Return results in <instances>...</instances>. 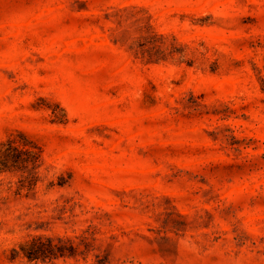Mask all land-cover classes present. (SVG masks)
Masks as SVG:
<instances>
[{
    "label": "rangeland",
    "instance_id": "1",
    "mask_svg": "<svg viewBox=\"0 0 264 264\" xmlns=\"http://www.w3.org/2000/svg\"><path fill=\"white\" fill-rule=\"evenodd\" d=\"M9 139L0 264H264V0H0Z\"/></svg>",
    "mask_w": 264,
    "mask_h": 264
},
{
    "label": "trees",
    "instance_id": "2",
    "mask_svg": "<svg viewBox=\"0 0 264 264\" xmlns=\"http://www.w3.org/2000/svg\"><path fill=\"white\" fill-rule=\"evenodd\" d=\"M21 151L32 153L34 155V163L39 156L34 150L18 149L13 144L12 139H9L6 143H0V170L18 168L21 165L27 167L28 160L19 155ZM32 167L35 168V166ZM22 250L29 260L46 261L58 256V254H63L60 245L54 243L52 239L43 240L41 237L34 238L31 242L23 245Z\"/></svg>",
    "mask_w": 264,
    "mask_h": 264
}]
</instances>
